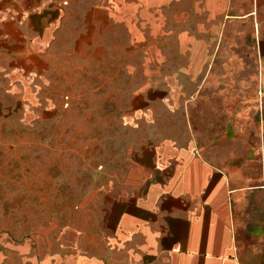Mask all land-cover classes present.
<instances>
[{"label": "crops", "instance_id": "1", "mask_svg": "<svg viewBox=\"0 0 264 264\" xmlns=\"http://www.w3.org/2000/svg\"><path fill=\"white\" fill-rule=\"evenodd\" d=\"M64 51L128 77L125 168L62 230L6 238L0 264H264V0H0L13 93H49ZM223 55L254 67L257 128L214 156L189 111Z\"/></svg>", "mask_w": 264, "mask_h": 264}, {"label": "rangeland", "instance_id": "2", "mask_svg": "<svg viewBox=\"0 0 264 264\" xmlns=\"http://www.w3.org/2000/svg\"><path fill=\"white\" fill-rule=\"evenodd\" d=\"M45 71L49 93L35 89L26 97L0 74V243L62 230L87 196L94 202L98 191L114 186L130 150L129 84L119 63L64 51ZM255 82L250 60L223 55L214 64L199 95L201 110L189 111L192 133L211 155L252 140ZM197 112L201 119L194 120Z\"/></svg>", "mask_w": 264, "mask_h": 264}]
</instances>
